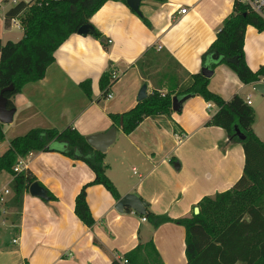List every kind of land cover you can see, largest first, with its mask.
I'll return each instance as SVG.
<instances>
[{"label": "crops", "instance_id": "1", "mask_svg": "<svg viewBox=\"0 0 264 264\" xmlns=\"http://www.w3.org/2000/svg\"><path fill=\"white\" fill-rule=\"evenodd\" d=\"M7 1L0 0L2 42L11 39L8 35L11 23L5 24L4 14L13 4L6 6ZM233 1L142 0L139 9L146 22L126 3L106 1L90 16L89 22L106 39L107 47L92 35L73 33L56 49L54 61L43 77L26 83L12 98L15 109L12 122L3 124L5 150L13 137L31 128L61 130L71 125L85 136L107 130L112 124L108 114L132 108L142 84H146L147 94L154 89L150 81L144 83L136 66L150 48L159 57L147 61L143 70L155 74L153 82L159 79L157 72L166 71L167 65L171 68L176 62L175 67L189 74L178 91L185 89L192 82L190 75L201 70V55L215 39L222 20L231 13ZM183 8L186 11L180 13ZM17 28L22 34L20 27ZM243 51L251 70L262 65L264 30L246 26ZM109 65L119 76L110 87L111 97L106 98L101 97L98 82ZM87 79L91 99L79 87ZM208 88L225 100L235 94L244 101L248 99L254 111L253 131L264 142V92L254 90L252 83L242 84L225 64L213 69ZM215 111L213 103L196 95L187 98L180 111H172L170 116L144 118L130 134L117 127L116 138L104 153V163L120 197L133 193L153 213L177 219L190 217L203 196L232 187L242 174L244 154L240 143L228 142L222 128L206 125ZM118 131H121L120 139ZM169 142L175 148L178 146L177 160ZM140 156L148 161L142 165L143 174L133 171L140 181H127V165ZM168 161L178 172L176 177ZM22 168L34 175L54 199L44 200L27 190L16 215L15 208L3 205L12 197L9 186L12 176L6 173L0 189L4 200L0 214L5 218L3 228L0 227V264H110L113 260L123 264L125 252L149 240L163 264H185L182 225L166 222L154 228L130 208L118 212L117 200L102 185H90L86 189L94 224L88 227L77 218L75 196L94 178L86 163L56 151H33L22 158ZM5 189L9 190L6 194L2 193Z\"/></svg>", "mask_w": 264, "mask_h": 264}, {"label": "trees", "instance_id": "2", "mask_svg": "<svg viewBox=\"0 0 264 264\" xmlns=\"http://www.w3.org/2000/svg\"><path fill=\"white\" fill-rule=\"evenodd\" d=\"M106 1L110 0H29L13 3L5 12L4 21L9 25L11 19L17 18L22 37L17 41L0 40V92L12 85L11 90L3 92L7 108H14L12 98L26 83L43 77L46 68L54 61L56 49L71 34L77 33L81 25L90 23V16ZM112 1L126 3V0ZM248 25L263 31L264 18L252 11L246 1L234 0L231 13L222 20L215 39L201 55L202 67L210 66L213 70L217 65L225 64L242 84L264 80V63L255 71L246 64L243 41ZM92 37L104 48L107 47L106 39L96 29ZM158 57L156 50L150 48L136 62L144 83L150 81L154 89L129 110L108 114L111 126L119 124L121 119V131L130 134L144 118L170 116L173 96L189 98L198 95L216 107L206 125L222 128L228 142L240 143L244 163L242 174L232 187L212 196H203L194 206L197 212H192L190 217L173 219L166 214H155L146 203L145 213L140 217H144L154 228L166 222L184 227L185 264H264V142L253 131L252 107L237 94L225 100L212 92L208 88L210 77H205L200 71L191 74V84L178 91L180 83L189 74L180 71L179 66V69L175 67L176 62L171 68L167 65L166 71L157 72L159 79L153 82L155 74L143 68L147 61L157 60ZM113 71L109 65L99 77L101 97H106L115 82L111 78ZM79 87L91 99L90 81H81ZM235 127L244 134V140L238 139ZM3 140V124L0 123V143ZM33 151H56L86 163L92 170L93 180L84 184L74 199V214L84 225L91 227L94 224L86 201V189L90 185H102L114 200L120 198L117 188L106 175L104 153L94 150L85 135L71 125L61 130L31 128L23 135L13 137L7 149L0 154V173L6 171L12 176L9 185L12 197L3 205L15 208L16 215L20 212L22 197L28 186L33 182L41 185L28 170H13L19 159ZM46 191L48 198L54 199ZM94 243H97L96 240ZM122 261L123 264H163L152 240L138 243L125 252ZM110 264L119 263L113 260Z\"/></svg>", "mask_w": 264, "mask_h": 264}, {"label": "water", "instance_id": "3", "mask_svg": "<svg viewBox=\"0 0 264 264\" xmlns=\"http://www.w3.org/2000/svg\"><path fill=\"white\" fill-rule=\"evenodd\" d=\"M142 0H126L127 6L137 15H141L139 5ZM95 32L94 27L90 23H86L81 25L77 34L82 36L85 35H93ZM213 70L204 66L201 68L200 73L205 77H210L212 75ZM252 88L260 93L264 92V82L258 81L252 83ZM12 89V85L4 88L0 92V123L1 124H9L12 122L14 108L6 107V98L3 96L4 91H8ZM147 96L146 93V84H142L137 93V102L144 99ZM187 96L179 98L177 96L172 97L171 110L172 111H180L182 103L186 100ZM117 127H122V120L120 119L119 124L110 126L107 130L103 132H98L95 134L87 135L86 141L87 143L96 151L101 153H105L107 148L114 142L116 138ZM235 132L239 140H244L245 136L242 134L238 128L235 127ZM175 166L178 167V163H175ZM28 192L30 195L48 200L47 191L44 187L39 185L37 182H33L28 186ZM125 208H130L134 212L139 215H143L145 213V201L140 199L137 195L133 193H126L122 195L115 204V209L118 212H122ZM197 210H195V213Z\"/></svg>", "mask_w": 264, "mask_h": 264}, {"label": "rangeland", "instance_id": "4", "mask_svg": "<svg viewBox=\"0 0 264 264\" xmlns=\"http://www.w3.org/2000/svg\"><path fill=\"white\" fill-rule=\"evenodd\" d=\"M18 1H24V2H28L29 0H17V2ZM6 6H10V5H12L13 4V0H8L6 3ZM11 26V31L9 32V36L11 37V39H8V40H11V41H17V40H19L21 37H22V34H21V32L18 30V28H17V26L15 25V24H11L10 25ZM251 89V88H250ZM247 90V89H246ZM252 90V89H251ZM251 90H249L250 92H251ZM109 91H110V89H109ZM171 125H173L174 127H176L175 126V124H171ZM161 126H165V127H167L166 125H164L163 123H161ZM173 126H172V128H173ZM118 139H120V137H121V131H118ZM118 141V140H117ZM169 145L173 148L172 149V151H171V153H173V154H175L176 155V157H175V159L177 160L178 158H177V154H179V151H178V146L175 148V145H174V143H172V142H169ZM112 147H114V146H112ZM5 148H6V140H5V137H4V140L1 142V144H0V153L1 152H3L4 150H5ZM166 149V148H165ZM149 155H151V154H149ZM154 158L156 159V158H158V153H156L155 152V155H154ZM143 163L144 164H148V161L144 158V157H138V158H136V159H133L128 165H127V167H126V169H127V171H126V180L127 181H130V182H135V183H137V182H139L140 181V178H138V175L137 174H143V167H142V165H143ZM168 163V165L170 166V168H171V171H172V173H173V177H176L177 176V174H178V172L176 171V169L175 168H173V165L168 161L167 162ZM133 171H135L137 174H134L133 173ZM6 173H8V172H6V171H2L1 173H0V189H1V187L3 186V184H4V179L6 178ZM106 175H108L107 174V172H106ZM115 185V184H114ZM116 186V185H115ZM4 188H7L6 187V185H5V187ZM9 188V187H8ZM2 193H3V191H2ZM5 220V218H4V216H3V213H1L0 214V227H2L3 226V221ZM3 228V227H2ZM7 234V233H6ZM1 235V234H0Z\"/></svg>", "mask_w": 264, "mask_h": 264}, {"label": "built area", "instance_id": "5", "mask_svg": "<svg viewBox=\"0 0 264 264\" xmlns=\"http://www.w3.org/2000/svg\"><path fill=\"white\" fill-rule=\"evenodd\" d=\"M13 2L15 3V2H17V0H13ZM247 3H248V5H249V8H250L252 11H254L255 13H257L258 15H260L261 17L264 18V0H247ZM185 11H186V9L183 8V9L180 10V13H184ZM10 23L19 26V21H18L17 18H13V19H11V22H10ZM108 42H110V41L108 40ZM118 76H119V73L116 72V71H113V72L111 73V78H112V80H116V79L118 78ZM260 81L264 82V80H260ZM110 97H111V94L108 93V94L106 95V98H110ZM246 103H247V104H250V101L247 99V100H246ZM208 106H209V105H208ZM13 170H14L15 172H22V171H24V169L22 168V159H19V160L17 161V163L13 166ZM3 192H4V194H6V193L9 192V190H8V189H5ZM3 201H4V200H3V197L0 196V202L2 203ZM141 219H142V220H145L144 217H142ZM15 241H16V240L14 239L13 242H15Z\"/></svg>", "mask_w": 264, "mask_h": 264}]
</instances>
